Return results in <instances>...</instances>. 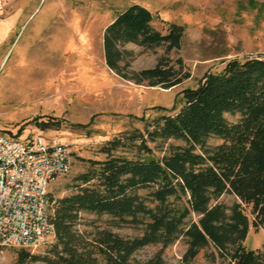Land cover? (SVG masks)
Masks as SVG:
<instances>
[{
	"label": "trees",
	"instance_id": "16d2710c",
	"mask_svg": "<svg viewBox=\"0 0 264 264\" xmlns=\"http://www.w3.org/2000/svg\"><path fill=\"white\" fill-rule=\"evenodd\" d=\"M155 18L139 4L116 13L102 34L103 58L123 80L166 90L189 78L180 59L161 57L153 67L133 71V53L123 48L178 49L183 27L171 24L162 34L152 26ZM170 112L142 117L143 131L107 140L99 149L105 158L86 161V171L74 178V192L51 200L55 241L49 255L21 249L18 264H141L133 256L149 245L160 250L145 264H163V250L180 239L184 264L208 249L211 262L264 264V245L244 244L250 228L264 229V56L229 60L220 73L181 90ZM226 115L238 118L231 123ZM210 138L220 143L209 145ZM170 140L177 144L163 149ZM129 149L130 157L115 154ZM224 194L237 201L218 202ZM81 213L107 217V227L80 231ZM120 226L139 233L127 238L108 228Z\"/></svg>",
	"mask_w": 264,
	"mask_h": 264
},
{
	"label": "rangeland",
	"instance_id": "374dc122",
	"mask_svg": "<svg viewBox=\"0 0 264 264\" xmlns=\"http://www.w3.org/2000/svg\"><path fill=\"white\" fill-rule=\"evenodd\" d=\"M132 4L147 8L156 18L154 29L165 34L171 24L182 26L178 49L165 53L127 44L133 53L129 69L153 67L161 57L180 59L189 78L171 88L137 85L123 80L104 62L102 34L116 13ZM264 56V0H0V130L19 140L41 136L68 145L72 165L65 177L48 189L51 200L74 192V178L88 168L87 160H103L100 147L119 134L143 131L141 118L169 114L176 95L194 88L206 74H218L232 59ZM166 111H157L156 108ZM173 113V112H172ZM229 122L237 116L226 115ZM39 123H48L42 129ZM215 138L209 145L219 144ZM169 144H177L172 140ZM155 157L162 152L148 144ZM132 150L118 151L130 157ZM237 199L224 194L218 202L231 206ZM107 217L81 213L77 228L91 232L106 228ZM122 237L138 231L127 226L108 227ZM55 239L32 255H49ZM247 249L264 245V229L250 228ZM19 250H0V264H18ZM160 245L138 250L133 258L141 264L152 260ZM186 250L178 240L162 252L163 264H184ZM202 251L191 264H220ZM25 264H46L42 261Z\"/></svg>",
	"mask_w": 264,
	"mask_h": 264
},
{
	"label": "built area",
	"instance_id": "2783aa9c",
	"mask_svg": "<svg viewBox=\"0 0 264 264\" xmlns=\"http://www.w3.org/2000/svg\"><path fill=\"white\" fill-rule=\"evenodd\" d=\"M68 145L32 136L23 140L0 130V250L33 252L51 238V184L68 175Z\"/></svg>",
	"mask_w": 264,
	"mask_h": 264
}]
</instances>
